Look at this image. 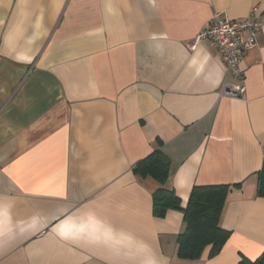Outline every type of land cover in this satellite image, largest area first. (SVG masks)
Masks as SVG:
<instances>
[{"label":"crops","instance_id":"obj_1","mask_svg":"<svg viewBox=\"0 0 264 264\" xmlns=\"http://www.w3.org/2000/svg\"><path fill=\"white\" fill-rule=\"evenodd\" d=\"M264 0H0V264H239L264 252V25L221 97L216 14ZM185 207L196 186L239 185L215 257H177L183 213L153 215L160 185L134 174L156 141Z\"/></svg>","mask_w":264,"mask_h":264},{"label":"trees","instance_id":"obj_2","mask_svg":"<svg viewBox=\"0 0 264 264\" xmlns=\"http://www.w3.org/2000/svg\"><path fill=\"white\" fill-rule=\"evenodd\" d=\"M171 169V160L160 140L154 151L133 167L135 175L150 177L160 187L153 193V215L164 219L169 211L183 213L184 228L177 238V257L183 260H199L211 247L210 258L217 256L226 245L230 232L221 226V219L229 193L239 185L196 186L192 189L187 205L172 189L166 187ZM257 197L264 198V161L257 173ZM239 264H264V252L255 261L242 258Z\"/></svg>","mask_w":264,"mask_h":264},{"label":"built area","instance_id":"obj_3","mask_svg":"<svg viewBox=\"0 0 264 264\" xmlns=\"http://www.w3.org/2000/svg\"><path fill=\"white\" fill-rule=\"evenodd\" d=\"M263 25L264 14L258 6L253 7L248 17L242 21L222 18L216 14L210 24L192 42L186 44L187 50L192 52L202 40L208 39L221 55L226 66L221 97H245L246 75L241 63L246 53L256 46Z\"/></svg>","mask_w":264,"mask_h":264}]
</instances>
